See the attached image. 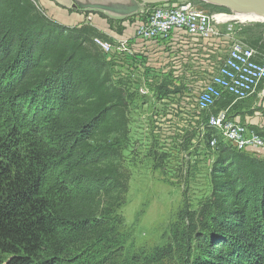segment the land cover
<instances>
[{"label": "trees", "instance_id": "16d2710c", "mask_svg": "<svg viewBox=\"0 0 264 264\" xmlns=\"http://www.w3.org/2000/svg\"><path fill=\"white\" fill-rule=\"evenodd\" d=\"M94 38L109 40L50 20L33 0H0V264L119 262L136 93ZM228 145L189 218L191 264H264V159Z\"/></svg>", "mask_w": 264, "mask_h": 264}, {"label": "built area", "instance_id": "2783aa9c", "mask_svg": "<svg viewBox=\"0 0 264 264\" xmlns=\"http://www.w3.org/2000/svg\"><path fill=\"white\" fill-rule=\"evenodd\" d=\"M195 1L144 2L135 14L131 13L134 30L130 37L94 39L103 54L113 57L121 79L131 78L136 93L131 102L132 133L142 132L145 138L152 136L153 144H157L158 116L167 108L169 113L188 115L194 124L202 120L203 139L209 141L213 150H219L224 143L238 151L262 153L264 136L250 133L232 113L236 112L237 104L253 97L264 83V48L262 44H248L230 30L224 32L223 27L231 22L221 20L223 13L199 10ZM174 37L179 39L178 46L185 41H203L207 45L224 41L228 53L216 71L208 61L203 67H195L192 60H181L184 53L175 47ZM136 47L141 50L136 52ZM124 61L131 62L129 76L121 71ZM156 76H164L171 82L167 89L170 92L154 88L152 81ZM158 102L160 105H156ZM177 141L185 143V138Z\"/></svg>", "mask_w": 264, "mask_h": 264}, {"label": "rangeland", "instance_id": "374dc122", "mask_svg": "<svg viewBox=\"0 0 264 264\" xmlns=\"http://www.w3.org/2000/svg\"><path fill=\"white\" fill-rule=\"evenodd\" d=\"M136 1L139 8L144 5V0ZM194 3L197 9L207 13L232 15L225 7L214 6L201 0ZM132 14H135V11ZM236 22L238 21L223 25V31L230 30L248 44H262L264 47V23ZM217 42L218 40L211 44ZM124 62L125 67L121 71L129 76V72H132L131 62ZM126 80H129L131 85V78L124 79ZM165 82L167 85L171 84L164 76H156L152 85L155 88ZM242 104L249 113V119H243L245 124L241 120L238 121L250 133H264V83L253 97ZM156 105H160V102ZM164 110L165 112L158 116L155 127L158 132L157 144H153L152 136L146 137V140L142 132L131 136V125L129 136L122 141L123 157L131 181L124 204L117 211L122 225L121 231L113 237L118 243V264H191L188 253L195 241L191 242L187 233L189 218L191 215H198L209 201L212 192L211 172L218 150H213L209 141L203 139L202 120L194 124L188 115L169 113L167 108ZM129 114L131 124L130 109ZM136 116L139 117L138 113ZM232 116L234 119H240L237 112L232 113ZM253 120L258 121L253 124ZM147 133H150L149 129ZM188 133L193 134V141L183 144L177 141L184 140ZM228 146L231 147L230 150L238 151L234 146ZM238 152L264 159V152ZM101 246L108 249L113 243L108 241ZM194 253L191 252V259Z\"/></svg>", "mask_w": 264, "mask_h": 264}, {"label": "crops", "instance_id": "0c3cea01", "mask_svg": "<svg viewBox=\"0 0 264 264\" xmlns=\"http://www.w3.org/2000/svg\"><path fill=\"white\" fill-rule=\"evenodd\" d=\"M38 9L50 20L68 28L91 26L99 33L119 39L130 37L134 24L131 22V7L136 0H35ZM139 7V5H138ZM114 25V26H113ZM120 26V27H119ZM178 38H173L175 47L184 53L181 60H192L193 66L203 67L206 62L216 71L224 61L228 50L224 41L215 44H205L200 41H185L178 46ZM141 50L136 47V52ZM192 65L190 68H194ZM202 72V70L200 71ZM240 104L236 110L238 120L249 119V113ZM245 120L243 121V119ZM258 120H253L256 124ZM245 124V123H244ZM264 127V126H263Z\"/></svg>", "mask_w": 264, "mask_h": 264}, {"label": "water", "instance_id": "95a60500", "mask_svg": "<svg viewBox=\"0 0 264 264\" xmlns=\"http://www.w3.org/2000/svg\"><path fill=\"white\" fill-rule=\"evenodd\" d=\"M165 1H170V0H144L143 2L161 3ZM209 1L211 5L214 6L225 7L227 9L230 8L233 11H237L241 13H256L264 18V0H209ZM136 7L138 9L137 4ZM132 12L133 11H131V13Z\"/></svg>", "mask_w": 264, "mask_h": 264}, {"label": "bare ground", "instance_id": "6f19581e", "mask_svg": "<svg viewBox=\"0 0 264 264\" xmlns=\"http://www.w3.org/2000/svg\"><path fill=\"white\" fill-rule=\"evenodd\" d=\"M203 1L211 4L209 0H203ZM136 9H137V7L135 5L133 7H131V11H135ZM230 11L232 12V15L223 14L221 17L222 21H225V22H227V21H230V22L238 21L241 23H264V18L261 17L260 15L256 14V13H241V12L233 11L231 9H230ZM233 116H235V115H233Z\"/></svg>", "mask_w": 264, "mask_h": 264}]
</instances>
